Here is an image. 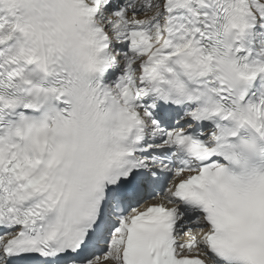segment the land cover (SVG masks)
<instances>
[{"label": "snow or ice", "instance_id": "6c2138e0", "mask_svg": "<svg viewBox=\"0 0 264 264\" xmlns=\"http://www.w3.org/2000/svg\"><path fill=\"white\" fill-rule=\"evenodd\" d=\"M0 264H264V0H0Z\"/></svg>", "mask_w": 264, "mask_h": 264}]
</instances>
